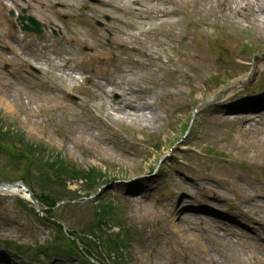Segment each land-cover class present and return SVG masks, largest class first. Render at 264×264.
I'll return each mask as SVG.
<instances>
[{"label":"rangeland","instance_id":"obj_1","mask_svg":"<svg viewBox=\"0 0 264 264\" xmlns=\"http://www.w3.org/2000/svg\"><path fill=\"white\" fill-rule=\"evenodd\" d=\"M177 1L178 25L151 35L130 36L148 23L135 10L102 6L92 48L68 40L66 31L86 28L66 0H0V43L10 48L0 53V178L26 176L47 206L0 194V264H93L87 256L98 264H264V30L254 33L252 22H264V0L239 15L231 10L245 0ZM20 14L37 19L42 34L20 30ZM49 34L62 60L79 52L84 77L95 67L88 57L105 59L71 89L62 70L58 89L45 58ZM147 43L150 58L130 48ZM31 47L43 51L37 68L25 54ZM118 77L146 88L149 105L128 106L117 92L92 98ZM103 184L99 200L82 198ZM60 200L78 201L48 209Z\"/></svg>","mask_w":264,"mask_h":264},{"label":"bare ground","instance_id":"obj_2","mask_svg":"<svg viewBox=\"0 0 264 264\" xmlns=\"http://www.w3.org/2000/svg\"><path fill=\"white\" fill-rule=\"evenodd\" d=\"M222 1V0H221ZM220 1V2H221ZM225 1V0H224ZM237 2V0H231V2ZM257 1V0H255ZM63 3V1H60ZM223 2H221L222 4ZM251 3L250 0H245L244 2L240 3L241 6H239L238 10H231L232 14L234 15H239V10L243 6L248 7L249 4ZM179 4V1L177 0H101V2L97 3V5L92 4L91 2L87 0H66V7L70 10L73 11L74 16L76 17V22L83 24L86 29H79L78 27H72L73 30L71 32L66 31L68 33V40L70 41L71 39L73 41H78L80 44L85 43L87 45H91L92 48L95 47L96 41L100 38V32H102L103 29H100L94 22L101 20L99 17L102 16L103 13H106L105 9L106 8H113L116 10L118 14L124 13L126 10H135L138 15H141L142 20H147L148 23H146L143 26H139L134 24L133 27H131L132 31L130 33V36H133V34H144L147 33L148 35H151L153 31H156L159 27L168 25L169 27H173L178 25V21L175 20L173 17L177 15V10L174 8L175 5ZM239 4V5H240ZM261 6L259 10L263 11L264 10V3L260 2ZM102 6H105L106 8H103ZM139 6V7H137ZM229 7L228 5H226ZM259 7V6H258ZM102 9V10H101ZM107 10V9H106ZM230 11V10H229ZM79 13L83 18L78 19V16L76 13ZM96 13L97 15H94ZM118 22L122 24L124 28L130 27L126 26L128 25V22L123 16L116 15ZM225 19L233 20L234 16L225 17ZM88 25H87V23ZM142 21L141 23H143ZM233 22V21H230ZM252 22H256L257 28L254 29V33L260 32L262 29L264 30V22L259 18H254ZM93 25H92V24ZM54 26H56L55 23L50 22V25L48 29H54ZM121 41V42H120ZM126 41V42H125ZM128 35L123 34L121 36V39L118 40V44L123 45L126 47V43H128ZM36 44V45H35ZM33 44L34 47H37V43L35 42ZM55 40L51 34L48 35V51L46 53V60L52 61L51 67H50V76L52 77V81H54L57 84V88L61 89L60 83H62L63 76H65L64 73H62V70L67 69L70 72H66V79L68 80V83H70L69 89H71L75 84L79 85L78 82L80 78H83L82 76L84 73L83 71H80V69H84L80 67V61H78V53L75 51H71L68 53L66 60H62V58H59L60 56H57L55 54ZM34 51L36 52V58L33 60L34 66L37 68V65H39V57H40V51L39 49L34 48ZM79 45L77 46V48ZM131 50L137 54L138 57L144 58L147 56L148 58L151 57L152 54H155V52L150 50V45L147 43L146 48H137L135 46H130ZM113 58L116 56L115 53H111ZM95 55V54H93ZM261 55V54H259ZM91 61L92 64H95V67L92 68L90 67V70L94 72V69L98 67L101 63L102 60L105 59L104 57L99 58H92L88 57ZM68 64H71L72 67H69ZM88 69V72L91 73ZM59 72V73H58ZM121 76L127 77V75H123L124 72L121 71ZM70 74V75H69ZM91 77V75L85 76L84 79H87ZM100 78L99 75H97V79ZM64 80V79H63ZM109 83H111V87L109 89H106L105 86H102L98 88L99 94L92 93V98L94 97H105L108 96L110 93L117 92L120 94V96L126 101L128 106H131L133 108L137 109H144L147 107L148 101H147V96H145L146 88H140V89H132L133 86H139L137 81H129L127 84H125V81H123V78L118 77L115 81L109 80ZM131 82V83H130ZM243 81H238L233 83L231 86L233 87H238L242 84ZM130 83V84H129ZM134 83V84H133ZM105 87V88H104ZM132 92H138L135 95H132ZM227 92V91H226ZM225 92V93H226ZM245 102V101H244ZM61 102H57L55 106H60ZM99 112H101V108L99 107ZM139 119H148L145 114H142L138 116ZM86 134L85 132L80 129L78 132V139H82ZM8 194H14L13 192L8 193ZM17 194V193H15ZM181 231V230H180ZM182 232V231H181ZM154 264H161V262L156 261Z\"/></svg>","mask_w":264,"mask_h":264},{"label":"water","instance_id":"obj_3","mask_svg":"<svg viewBox=\"0 0 264 264\" xmlns=\"http://www.w3.org/2000/svg\"><path fill=\"white\" fill-rule=\"evenodd\" d=\"M30 22L33 24V27H25L26 29L30 30L33 29L36 32H39L40 26L39 23L34 20L33 18L29 19ZM13 192L14 194L17 193L16 195H20L21 197H24L31 201L35 208H40L39 206V201L34 197L32 191L30 188L24 183L23 179L16 180V181H10L6 179H0V193H11Z\"/></svg>","mask_w":264,"mask_h":264},{"label":"trees","instance_id":"obj_4","mask_svg":"<svg viewBox=\"0 0 264 264\" xmlns=\"http://www.w3.org/2000/svg\"><path fill=\"white\" fill-rule=\"evenodd\" d=\"M28 175V174H26ZM20 178H24L25 179V182L28 184L29 181L28 179L26 178V176L22 175ZM10 179H14V177H10ZM29 185V184H28ZM39 198V196H37ZM57 201H53L52 203L49 204L50 207L54 206L56 204ZM49 219H52V218H49ZM48 220V219H47Z\"/></svg>","mask_w":264,"mask_h":264}]
</instances>
